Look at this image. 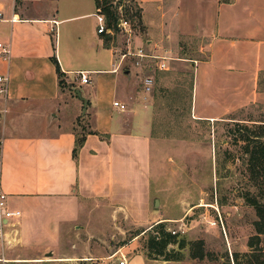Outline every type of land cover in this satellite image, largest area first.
I'll list each match as a JSON object with an SVG mask.
<instances>
[{
  "label": "crops",
  "instance_id": "1",
  "mask_svg": "<svg viewBox=\"0 0 264 264\" xmlns=\"http://www.w3.org/2000/svg\"><path fill=\"white\" fill-rule=\"evenodd\" d=\"M134 1L148 37L142 46L136 36V49L167 55L171 65L180 58L156 41H197L195 119L211 124L264 106V0ZM0 6L6 19L0 43L11 45L9 59L0 55V75L10 79L8 96H0V190L9 207L21 211L0 244V264H6L20 260L19 253L39 254L62 237L88 231L83 212L92 207L108 206L113 216L117 207L137 221L139 207L163 189L158 175L167 170L144 79L132 82L124 65L130 56L123 59L125 51L98 32L95 0H0ZM54 54L73 88L59 84ZM82 71L89 83L81 82ZM79 117L100 135L87 134L75 159Z\"/></svg>",
  "mask_w": 264,
  "mask_h": 264
},
{
  "label": "rangeland",
  "instance_id": "2",
  "mask_svg": "<svg viewBox=\"0 0 264 264\" xmlns=\"http://www.w3.org/2000/svg\"><path fill=\"white\" fill-rule=\"evenodd\" d=\"M113 2L121 4V17L131 22L132 33L109 34L110 41L127 51L131 39L132 50L136 51L132 41L140 36V44L146 46L148 37L143 22L128 19L124 13V4L131 5V2ZM156 42L180 58L171 62L169 70L159 69L158 60L149 58L141 67H133L130 63L135 62V58L128 57L124 65L131 68L132 82L139 76L154 80L149 102L155 113L153 135L166 147L162 153L167 173L158 175L163 189L145 201L147 207H139L137 221H128L126 213L117 207L114 209L117 216L111 214L108 206L92 207L98 211L83 212L88 231L81 230L68 239L62 237L56 245L39 254L19 253L15 256L20 260L6 264H120V257H126V264H259L254 253H264V234L260 236L259 245L250 246L251 237L257 235L258 216L245 195L256 194L258 188L264 191V178L258 182L250 180L248 156L241 137L250 132L248 128L259 132L260 128L255 125L260 124L258 120H264V106L251 105L235 111L227 120L211 124L195 119L189 105L197 41L183 37L173 45L166 39ZM68 86L73 88L74 85ZM84 120L80 118L79 123L86 124ZM140 201L141 205L143 201ZM143 214L148 219L143 218ZM158 223H164L179 239L185 238L189 243L197 241V244L202 241L205 257L193 258L187 246L181 252L183 260L149 258L146 232ZM173 249L176 252L178 245H170L168 252ZM27 256H39L41 261L21 260Z\"/></svg>",
  "mask_w": 264,
  "mask_h": 264
},
{
  "label": "trees",
  "instance_id": "3",
  "mask_svg": "<svg viewBox=\"0 0 264 264\" xmlns=\"http://www.w3.org/2000/svg\"><path fill=\"white\" fill-rule=\"evenodd\" d=\"M18 1V0H17ZM131 5L124 4L125 15L128 19H136L141 24L142 23V8L134 0H129ZM97 11L99 14H103L106 17L107 25L109 28L117 29V22L121 17L119 11V6L121 4H115L113 0H95ZM111 36L108 35L106 40L110 42ZM54 50L56 51L55 40L53 38ZM52 60L57 68V73L59 76V84L61 87L68 86L65 81V73L62 71L60 63L56 54L52 56ZM193 81L191 84L192 89ZM190 99L189 109L192 108V93ZM260 124H256L258 131H251L248 127L247 131H250L247 135H242L241 139L244 142L243 150L247 154V166L249 171V178L253 182H258L262 177L264 178V120H258ZM78 131L76 134V144L73 151V156L75 159L78 157V152L84 145L87 134L93 133L98 134L97 131L93 130L87 123H79ZM103 136V135H101ZM239 140V139H238ZM237 140V142H238ZM248 203L255 207L258 220L255 222V228L257 235L251 237L250 246L253 247L254 244L260 243V236L264 234V191L258 188L256 194L247 193L245 195ZM146 233H148V239L146 242L148 256L151 259L163 258L165 260H183L184 253H181L187 246L191 248V255L193 258L203 259L204 245L203 242L197 241L187 242L185 238L179 239L177 233H172L168 231L164 223H158L153 225ZM256 240V243L254 241ZM177 244L178 250L175 252L174 249L168 252V247L170 245ZM198 249V251H197ZM196 250V251H195ZM260 253V252H259ZM255 259L259 261V264H264V253L257 254L254 253ZM263 256V259L261 257ZM251 263V262H250ZM249 263V264H250Z\"/></svg>",
  "mask_w": 264,
  "mask_h": 264
},
{
  "label": "built area",
  "instance_id": "4",
  "mask_svg": "<svg viewBox=\"0 0 264 264\" xmlns=\"http://www.w3.org/2000/svg\"><path fill=\"white\" fill-rule=\"evenodd\" d=\"M98 19V32L103 33V34H110V35H116L118 32L122 33H128L131 35L132 33V26L131 22L123 17H120L119 21L117 22V29L109 28L107 25V20L105 15L103 14H98L97 15ZM5 16L3 13V10L0 6V21H5ZM18 18L16 16H13L10 21L12 23L16 22ZM54 24H57L55 21ZM0 55L9 59L11 56V45L10 44H5V43H0ZM133 57L135 58V65L141 67L143 65V61L147 58L149 59H157L158 60V67L161 70H168L169 69V63L168 61L170 60L169 56L165 55H154V54H148L143 48H138L136 51L132 50L131 43L129 42L128 45V50L123 52L122 58L125 59L126 57ZM80 80L82 83H89L90 78L88 72L82 71L79 74ZM9 84H10V79L8 75H0V96L7 97L9 94ZM144 85L146 88V91L148 93H151L152 87L154 85V80L152 77H146L144 79ZM115 106L120 107L122 110H126V105L120 102H115ZM2 146V140L0 139V150ZM21 216V211L11 209L8 204V196L7 194L0 190V244H3L6 242V227L8 223L16 219L17 217ZM175 233V232H173ZM115 253L114 255H116ZM119 263L120 264H126L127 260L125 258H119Z\"/></svg>",
  "mask_w": 264,
  "mask_h": 264
},
{
  "label": "water",
  "instance_id": "5",
  "mask_svg": "<svg viewBox=\"0 0 264 264\" xmlns=\"http://www.w3.org/2000/svg\"><path fill=\"white\" fill-rule=\"evenodd\" d=\"M87 101L86 100H84V112L87 110ZM0 117H1V112H0ZM158 202V201H157Z\"/></svg>",
  "mask_w": 264,
  "mask_h": 264
}]
</instances>
